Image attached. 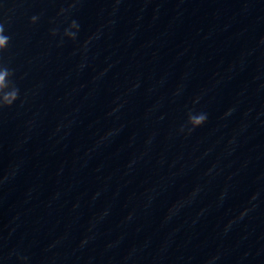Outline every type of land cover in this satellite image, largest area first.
Instances as JSON below:
<instances>
[{
	"label": "water",
	"instance_id": "95a60500",
	"mask_svg": "<svg viewBox=\"0 0 264 264\" xmlns=\"http://www.w3.org/2000/svg\"><path fill=\"white\" fill-rule=\"evenodd\" d=\"M71 2L0 0V264H264V0Z\"/></svg>",
	"mask_w": 264,
	"mask_h": 264
},
{
	"label": "clouds",
	"instance_id": "9594fccd",
	"mask_svg": "<svg viewBox=\"0 0 264 264\" xmlns=\"http://www.w3.org/2000/svg\"><path fill=\"white\" fill-rule=\"evenodd\" d=\"M79 0H72V2L69 4L68 8H61L59 10V15H65L70 9L74 8L76 3H78ZM39 20V17L36 15H33L30 18V22L32 24H36ZM59 28H52L50 30V35L53 37L57 36L59 34ZM80 31V25L77 20L73 19L71 20L67 27L63 30V35L61 37V44H63L64 38H67L68 40H71L75 42L78 37V33ZM93 38L98 39L99 36L96 35L95 37H89L88 40L84 42L85 49L87 48V45L91 42ZM11 37L6 34L5 24L3 22H0V110L4 108L11 107L20 97V90L16 86L15 82L12 80V77L14 75V71L10 69L5 63L2 56V53L8 48L10 43ZM81 68L84 67L83 64L80 65ZM199 100V97H197L193 103H197ZM118 109H113V112L117 111ZM235 111L234 108H229L225 113L224 116H230ZM111 115V113H110ZM208 121V113L204 111H197L195 108L189 109L186 114V121L183 123L180 128L179 132L184 133L187 135H190L195 129L202 127L205 125ZM112 133L109 132L108 135H111ZM198 191V190H197ZM196 194V192H193V196ZM227 195L226 192L221 193L220 200L223 202L225 196ZM258 194H253L251 197V200H256ZM249 209H244L240 215L239 219H243V217L247 214ZM131 219V216L128 217ZM234 221H229V225L226 226L225 231L228 230V227L231 226V224ZM22 264H26L27 257L19 256L17 257ZM209 264H211V261H209Z\"/></svg>",
	"mask_w": 264,
	"mask_h": 264
}]
</instances>
